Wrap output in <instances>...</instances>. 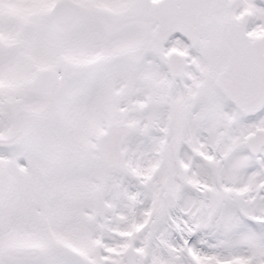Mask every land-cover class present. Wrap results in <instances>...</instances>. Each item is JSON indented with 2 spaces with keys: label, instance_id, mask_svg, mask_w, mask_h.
Here are the masks:
<instances>
[{
  "label": "snow or ice",
  "instance_id": "1",
  "mask_svg": "<svg viewBox=\"0 0 264 264\" xmlns=\"http://www.w3.org/2000/svg\"><path fill=\"white\" fill-rule=\"evenodd\" d=\"M0 264H264V0H0Z\"/></svg>",
  "mask_w": 264,
  "mask_h": 264
}]
</instances>
